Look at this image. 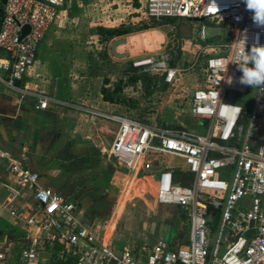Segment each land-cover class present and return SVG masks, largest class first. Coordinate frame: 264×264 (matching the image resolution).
<instances>
[{"label": "built area", "instance_id": "built-area-1", "mask_svg": "<svg viewBox=\"0 0 264 264\" xmlns=\"http://www.w3.org/2000/svg\"><path fill=\"white\" fill-rule=\"evenodd\" d=\"M64 4L65 0H7L0 28V82L14 86L24 81ZM147 8L153 17L209 20L230 32V40L218 44L219 52L206 55L204 83L192 95V114L205 133L87 109L118 123L109 154L129 171L150 172L159 156L186 161L190 183L177 181L174 167L161 166L157 199L188 210V244L172 246L161 238L146 254L118 247L81 221L74 200L41 185L37 171L0 147L5 171L32 185L38 204L24 222L28 245L14 260L0 251V264H43L40 255L45 252L66 264H264V89L255 88L248 104L229 100L245 97L253 88L240 83L242 72L236 63L253 45L264 46V26L253 21L244 0H148ZM27 25L30 30L24 34ZM200 39H209L206 25ZM134 65L162 71L168 83L182 72L170 64L169 54L139 59ZM36 106L48 108L49 99L40 97ZM225 169H231V175ZM217 211L213 230L210 222Z\"/></svg>", "mask_w": 264, "mask_h": 264}, {"label": "crops", "instance_id": "crops-1", "mask_svg": "<svg viewBox=\"0 0 264 264\" xmlns=\"http://www.w3.org/2000/svg\"><path fill=\"white\" fill-rule=\"evenodd\" d=\"M65 4L40 44L36 62L24 81L14 86L0 82V147L27 168L37 171L41 185L50 186L57 193L74 200L79 205L81 221L99 233L94 219L103 205L116 203L122 175L132 177L134 181H149V187L160 205L180 208L158 201L157 180L161 166L167 163L174 167L177 181L190 183L187 163L183 167L176 166L170 164L168 156H159L153 170L136 172L126 169L109 154L118 123L90 114L87 109L124 114V102L104 99L106 78L90 68L91 23L79 17L73 26H69L70 10L65 9ZM2 8L0 15L3 16ZM156 30L153 26L115 36L109 42L105 41L107 46L103 48L118 60H137V56L147 54L139 51V55H135L143 35ZM120 39L125 42L119 44L116 50L128 54L124 57L115 55L112 50L113 44ZM162 47L161 44L159 49L162 50ZM3 55L1 53L0 57ZM40 97L49 99L48 108L36 106ZM199 121L195 117L196 131L202 130ZM34 190L32 185L23 184L7 173L0 162V251L9 254L13 260L18 259L21 250L29 243L28 228L24 222L38 206ZM188 226L184 243L175 241V233L161 238L169 239L172 246L188 244L189 214ZM155 243L149 249L142 244L130 248L149 251ZM115 245L129 247L119 243ZM52 258L57 257H51L50 252L40 255L43 264Z\"/></svg>", "mask_w": 264, "mask_h": 264}, {"label": "rangeland", "instance_id": "rangeland-1", "mask_svg": "<svg viewBox=\"0 0 264 264\" xmlns=\"http://www.w3.org/2000/svg\"><path fill=\"white\" fill-rule=\"evenodd\" d=\"M147 1L66 0L64 7L70 10L69 26H73L79 17L91 23L90 68L108 79L111 87L120 85L123 88L122 95L126 97L124 114L149 125L195 131L191 100L194 90L204 83L202 68L206 55L219 52L218 44L230 40V32L209 20L153 17L148 12ZM203 24L207 36H213L210 41L199 38ZM153 26L157 30L143 35L140 48L135 50V55H139V51L147 54L136 59L169 54L171 64L172 57L179 55L177 66L182 72L172 83L165 80L162 71L136 67L134 59L118 60L103 48L107 46L105 41L111 40L109 29L135 32ZM161 44L162 50L159 49ZM254 92L255 88H252L250 94L239 97V101L250 103ZM201 132L205 133V129ZM168 159L172 165H186L183 158L169 155ZM224 173L231 175L232 170L225 169ZM149 186V181H134L132 177L122 175L117 201L99 209L94 219L96 229L112 238L115 244L129 247L142 244L149 249L168 233H175V241L184 243L189 230L188 210L160 205Z\"/></svg>", "mask_w": 264, "mask_h": 264}, {"label": "clouds", "instance_id": "clouds-1", "mask_svg": "<svg viewBox=\"0 0 264 264\" xmlns=\"http://www.w3.org/2000/svg\"><path fill=\"white\" fill-rule=\"evenodd\" d=\"M244 3L246 9L253 12V21L264 26V0H244ZM236 64L242 72L240 83L264 89V46L253 45L250 52L244 51L241 61Z\"/></svg>", "mask_w": 264, "mask_h": 264}, {"label": "trees", "instance_id": "trees-1", "mask_svg": "<svg viewBox=\"0 0 264 264\" xmlns=\"http://www.w3.org/2000/svg\"><path fill=\"white\" fill-rule=\"evenodd\" d=\"M4 7L0 1V8ZM2 20H3V16L0 15V21L2 24ZM109 38H113L115 36H121L124 35L126 33L129 32V30L127 29H120V28H113V29H109ZM172 63L171 65L173 66H177V62L179 59V55H176L174 57H172ZM164 76V75H163ZM165 78V76H164ZM109 84V80L105 79V86L103 87V94H104V99L111 101V102H125V98L122 94V90L123 88L120 85H116L114 87H111V85ZM229 100L233 101V102H237L239 101L238 97L236 96H232L229 97ZM241 102V101H239ZM248 108V106H246ZM218 220H219V213L218 211L215 213L214 215V219L210 222L212 224L213 230H216L217 224H218ZM146 254V251L144 252ZM51 264H65L61 259H57V258H52L50 261Z\"/></svg>", "mask_w": 264, "mask_h": 264}, {"label": "water", "instance_id": "water-1", "mask_svg": "<svg viewBox=\"0 0 264 264\" xmlns=\"http://www.w3.org/2000/svg\"><path fill=\"white\" fill-rule=\"evenodd\" d=\"M0 1H1V3H2L3 6H5L6 3H7V0H0ZM1 12L4 14V9H3V8L1 9ZM197 20H203V19H197ZM29 30H30V26H28V25L25 26V27H24V34L28 33ZM123 42H125L124 39L117 40V41L113 44V47H112L113 53H114L115 55L119 56V57H124V56H127V55H128L127 53H118L117 50H116L117 46H118L119 44L123 43Z\"/></svg>", "mask_w": 264, "mask_h": 264}]
</instances>
